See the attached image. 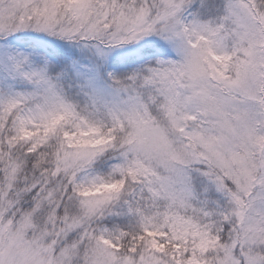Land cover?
<instances>
[{"label": "snow or ice", "instance_id": "snow-or-ice-1", "mask_svg": "<svg viewBox=\"0 0 264 264\" xmlns=\"http://www.w3.org/2000/svg\"><path fill=\"white\" fill-rule=\"evenodd\" d=\"M0 264H264V0H0Z\"/></svg>", "mask_w": 264, "mask_h": 264}]
</instances>
